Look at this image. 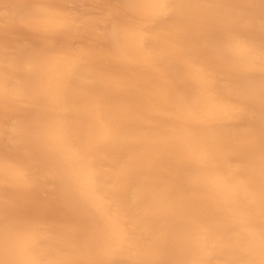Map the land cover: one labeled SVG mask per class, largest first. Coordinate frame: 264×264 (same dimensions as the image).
Wrapping results in <instances>:
<instances>
[{
    "label": "bare ground",
    "instance_id": "obj_1",
    "mask_svg": "<svg viewBox=\"0 0 264 264\" xmlns=\"http://www.w3.org/2000/svg\"><path fill=\"white\" fill-rule=\"evenodd\" d=\"M118 19L124 21L127 46L137 51L139 66L120 69L111 78L116 90L105 100L127 134V147L108 156L94 153L87 143L66 144L69 159L97 162L95 168L80 169V183L69 191L55 179L54 164L20 158L34 124V98L72 63L107 56L109 49L89 51L69 44L64 52L33 59L39 52L34 46L43 44V35L60 29L73 34L93 30L96 21L100 36ZM262 24L264 0H0V264H97L130 258L168 264H264L259 82L264 52L258 41L239 35H258ZM145 35L170 47L165 67L183 68L194 93L189 110L171 99L183 82L150 70L151 52L140 48ZM237 68L256 71L238 80L231 75ZM219 109L228 114L214 115ZM153 118L175 121L161 125L168 137L152 131ZM186 123L206 129L205 141L219 157L215 180L194 178L195 192L189 197L173 194L179 169L171 170L177 155L198 154L180 147ZM105 131L97 129L95 139H102ZM132 165L145 168L149 176L141 191L131 193L135 208L108 212L105 197L111 185L94 190V175L115 181ZM37 167L38 184L27 176ZM193 198L197 219L190 227L180 226ZM167 212L177 217L176 223H157V216ZM98 214L106 218L103 225L96 222ZM5 224L22 227L5 231Z\"/></svg>",
    "mask_w": 264,
    "mask_h": 264
},
{
    "label": "snow or ice",
    "instance_id": "obj_2",
    "mask_svg": "<svg viewBox=\"0 0 264 264\" xmlns=\"http://www.w3.org/2000/svg\"><path fill=\"white\" fill-rule=\"evenodd\" d=\"M123 20H113L109 26L103 29V33L97 36L95 29L100 27V22L96 21L95 28L77 29V34L69 30H57L42 36L43 44L35 45L39 52L34 53L33 59L43 57L47 54L64 52L67 45L73 49L77 45L89 51L98 48L109 49V55L95 57L91 60L81 59L72 63L64 71L55 84L49 89L36 93L33 103L34 113L30 119H34V124L29 126L30 137L27 146L20 153V158L28 160L38 165L54 164L56 167L55 179L59 180L69 191L75 189L80 183L77 173L83 167L97 166L95 159L85 161L74 158L69 159L65 151V146L69 142L87 143L94 153H106L112 156L114 153L127 147V134L120 126L118 119L110 111L106 103V96L116 89L114 88L112 77L126 67H138L139 55L134 48L127 46L128 33L122 30ZM246 40H255L260 44L261 51L264 52V24L257 35L250 32L239 33ZM93 37H96L93 39ZM90 41V43H89ZM141 49L150 50L151 55L147 58L150 62V70L164 71L173 75L178 84L171 99L179 103L182 110H189L193 100V90L191 85L185 80L183 68L176 64L165 67L163 61L171 51L170 47L163 44L159 38L152 35H145L140 45ZM225 54L226 50H225ZM256 69L237 68L231 75L235 79H248V73ZM259 82L261 85V116L264 117V67L259 69ZM220 83L217 80V85ZM55 101L56 107L52 106ZM227 109H219L214 115L226 116ZM177 121L180 114H177ZM175 121L160 120L153 118L155 127L152 131H157L160 135L168 137L170 133L161 125L171 126ZM102 139H95L97 129H105ZM185 137L180 147L188 149L197 155H177L172 171L177 172V181L172 188L173 194L182 193L185 197L193 196L195 187L192 184L194 178H205L213 182L219 165L218 153L210 149L205 141L206 129L199 127L195 123H186ZM261 142V162L264 165V120L260 128ZM123 155L117 157V164L113 165V171H117V165ZM28 179L34 183H40L41 173L37 167L33 173L27 174ZM149 179L145 168L132 165L124 171L119 172L115 181L105 179L102 173H96L93 177L92 188L99 191L101 185H111L105 199L107 200V211L119 208L128 212L135 208L131 193L133 190L139 192L144 183ZM126 185V187H125ZM188 215L182 219L180 226H191L195 223L198 215V204L193 198L187 209ZM96 222L103 225L106 218L103 215L95 217ZM177 217L172 212L161 213L157 216L156 222L164 225L175 224ZM20 225L5 224V231ZM9 264H18L10 261ZM97 264H168L167 261L149 260L143 258H130L127 260H105Z\"/></svg>",
    "mask_w": 264,
    "mask_h": 264
}]
</instances>
